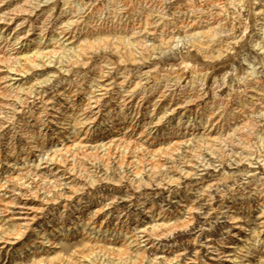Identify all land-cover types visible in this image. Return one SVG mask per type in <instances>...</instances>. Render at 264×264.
<instances>
[{"label": "rangeland", "instance_id": "obj_1", "mask_svg": "<svg viewBox=\"0 0 264 264\" xmlns=\"http://www.w3.org/2000/svg\"><path fill=\"white\" fill-rule=\"evenodd\" d=\"M0 264H264V0H0Z\"/></svg>", "mask_w": 264, "mask_h": 264}]
</instances>
